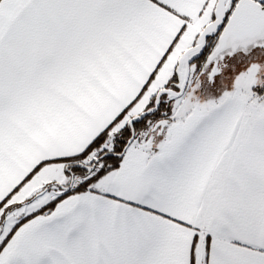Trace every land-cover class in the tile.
<instances>
[{"label":"snow or ice","instance_id":"6c2138e0","mask_svg":"<svg viewBox=\"0 0 264 264\" xmlns=\"http://www.w3.org/2000/svg\"><path fill=\"white\" fill-rule=\"evenodd\" d=\"M0 264H264V0H0Z\"/></svg>","mask_w":264,"mask_h":264}]
</instances>
